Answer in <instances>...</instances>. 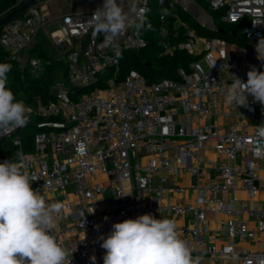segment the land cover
<instances>
[{
  "label": "built area",
  "instance_id": "2783aa9c",
  "mask_svg": "<svg viewBox=\"0 0 264 264\" xmlns=\"http://www.w3.org/2000/svg\"><path fill=\"white\" fill-rule=\"evenodd\" d=\"M40 3L0 31L8 56L32 71L41 61L24 51L45 24ZM137 4L127 30L111 41L95 32L96 10L64 14L50 38L60 50L69 44L66 76L56 80L48 102L22 100L49 117L38 123L34 150L21 153L36 178L31 187L46 204L64 206L51 234L69 250L71 264H92V256L103 264L98 238L114 223L150 213L174 219L201 264H264V141L255 132L264 111L251 96L247 107L225 102L233 76L246 82L251 66L264 71L255 50L264 37V0H209L223 11L222 21L244 23L246 42L198 36L185 24L189 39L176 48L193 60L176 78L154 82L135 69L121 79L106 75L125 50L146 46L137 25L149 0ZM13 141L21 143L18 135Z\"/></svg>",
  "mask_w": 264,
  "mask_h": 264
},
{
  "label": "clouds",
  "instance_id": "9594fccd",
  "mask_svg": "<svg viewBox=\"0 0 264 264\" xmlns=\"http://www.w3.org/2000/svg\"><path fill=\"white\" fill-rule=\"evenodd\" d=\"M137 8V0H104L92 15L95 32L103 33L107 41L115 39L127 30ZM137 27H143V19ZM255 50L257 60L264 62V37ZM11 68L0 63V136L26 126L30 119V109L7 87ZM233 77L225 89V102L247 107L251 96L264 111V71L251 66L246 82ZM255 132L264 141V123ZM26 169L27 157L19 152L15 159L0 162V264H71L69 250L51 234L64 206L46 204L39 190L31 187L36 178ZM98 239L105 250L103 264H201L202 260L193 257L174 219H157L150 213L114 223L107 236ZM90 259L96 264L95 256Z\"/></svg>",
  "mask_w": 264,
  "mask_h": 264
},
{
  "label": "trees",
  "instance_id": "16d2710c",
  "mask_svg": "<svg viewBox=\"0 0 264 264\" xmlns=\"http://www.w3.org/2000/svg\"><path fill=\"white\" fill-rule=\"evenodd\" d=\"M193 1L210 14L216 25L214 29L199 23L186 9L173 0H163L162 4L160 0H149V10L143 17V27H140L141 34L146 40V46L125 50L118 65L108 67L106 75H112L115 72L117 78L121 79L130 70L135 69L142 73L149 82L162 78H176L177 69L180 66H188L193 60V57L185 50L176 48L180 42L189 39L185 24H189L198 36L221 37L228 41L246 42L242 35L243 22H224L221 20L223 11L212 8L209 0ZM17 7V0H0V19ZM2 28L3 25L0 26V31ZM36 57L43 58V62L35 71H32L28 64L20 65L19 62L11 59L0 45V63H8L12 66L8 73L7 85L18 101L33 102L39 96L41 101L46 103L54 98V84L57 80L56 62L47 60L46 54L41 49ZM62 63L64 65L63 77H65L66 64ZM29 115L30 119L26 126L19 128L15 134L0 140V162L15 159L16 154L21 153V150L24 152L34 150L35 133L42 129L38 123L49 117L36 112H30ZM17 135L20 138V144H15L13 141Z\"/></svg>",
  "mask_w": 264,
  "mask_h": 264
},
{
  "label": "crops",
  "instance_id": "0c3cea01",
  "mask_svg": "<svg viewBox=\"0 0 264 264\" xmlns=\"http://www.w3.org/2000/svg\"><path fill=\"white\" fill-rule=\"evenodd\" d=\"M103 2L104 0H42L40 5H41L42 14L44 16L45 24L40 29V31L38 32L34 40L29 44V46L24 51V57L26 59L29 57H35V54H37V51L41 49L46 54L47 60L55 61V59L57 58L56 59L58 60L56 62V67H57L58 64L64 62L63 61L64 57L63 59L59 58V54L64 56L65 51L69 48V44L65 43L64 48L62 50L54 46L50 38V34H47L45 32L46 24L53 22L61 26L62 17L64 14L68 12H76V11L97 10L99 7H102ZM137 3H138V0H137ZM44 38L47 43H50L49 46H51V48L49 49L44 48V45L42 42ZM31 53H33L32 56H31ZM240 194L244 197L246 196V193L244 192H241ZM173 198L176 200H182L184 199V196L182 194H177V195H174ZM208 216H209V219H213L215 217V215L211 212L208 213ZM204 264H215V263H212L209 260H206Z\"/></svg>",
  "mask_w": 264,
  "mask_h": 264
},
{
  "label": "rangeland",
  "instance_id": "374dc122",
  "mask_svg": "<svg viewBox=\"0 0 264 264\" xmlns=\"http://www.w3.org/2000/svg\"><path fill=\"white\" fill-rule=\"evenodd\" d=\"M189 4H191L192 5V1H189ZM182 8H184V9H186L187 11H188V9L186 8V7H184V6H182ZM189 12V11H188ZM202 12H206L207 14H209L204 8H202L201 7V9L197 12V14H192L191 12H189L195 19H197V16H198V13L199 14H201ZM210 15V14H209ZM202 17H203V22H202V25H204V26H208V23H209V21H210V17H206L204 14H202L201 15V19H202ZM206 17V18H205ZM213 25H214V27L216 26L215 24H214V22H213ZM58 27H60L59 26V24H56V23H48V24H46V26H45V32L47 33V34H50L53 30H55V29H57ZM42 42H43V45H44V48L45 49H49V48H51V46H49V44L50 43H47L46 41H45V38L42 40ZM36 56H38V51H37V54H36ZM35 56V57H36ZM63 55H61V54H59V58H61V59H63ZM57 59V58H56ZM55 59V62H57L58 60H56ZM41 60V62H43V58H41L40 59ZM64 62H65V58H64V60H63ZM201 63H202V65L204 66V68L205 69H207V63H206V61L205 60H202L201 61ZM63 69H64V65L62 64V63H60V64H58L57 65V67H56V79H57V81H61V79L63 78ZM7 87L9 88V85H7ZM28 104L30 105V106H34L35 105V103L34 102H28ZM226 196V195H225Z\"/></svg>",
  "mask_w": 264,
  "mask_h": 264
},
{
  "label": "water",
  "instance_id": "95a60500",
  "mask_svg": "<svg viewBox=\"0 0 264 264\" xmlns=\"http://www.w3.org/2000/svg\"><path fill=\"white\" fill-rule=\"evenodd\" d=\"M39 1H42V0H30V1L26 2V3H23L22 5L18 6L13 12H11L10 14H8V15H6V16H4V17H2L0 19V26L6 24L8 22H10L17 15H19L21 12H23L24 10H26L30 5L35 4V3L39 2ZM173 1H175L176 3H178L181 7L184 6V4L182 3V1H178V0H173ZM189 1H192V5L188 8V11L191 12L192 14H194V15L197 14V12L201 9V6L198 3H196L195 1H193V0H188V2ZM202 14H204L206 17H210L211 18V16L209 14H207L206 12H202L201 14H198L196 20L199 23H201V24H202V21H200V18H201V15ZM207 27H209L211 29H214L215 28L214 25H213L212 18L210 19ZM233 34H235V31H233Z\"/></svg>",
  "mask_w": 264,
  "mask_h": 264
},
{
  "label": "bare ground",
  "instance_id": "6f19581e",
  "mask_svg": "<svg viewBox=\"0 0 264 264\" xmlns=\"http://www.w3.org/2000/svg\"><path fill=\"white\" fill-rule=\"evenodd\" d=\"M178 1H182V3L184 4V6H185L187 9L191 6V4H189L188 0H178ZM198 14H199V13H198ZM205 18H206V17H205ZM200 21L203 22V17H202V19L200 18Z\"/></svg>",
  "mask_w": 264,
  "mask_h": 264
}]
</instances>
